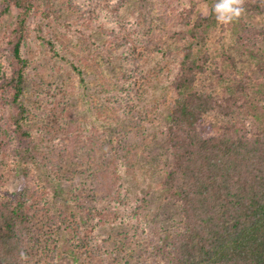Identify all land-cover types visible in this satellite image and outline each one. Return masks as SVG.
<instances>
[{"label":"trees","instance_id":"trees-1","mask_svg":"<svg viewBox=\"0 0 264 264\" xmlns=\"http://www.w3.org/2000/svg\"><path fill=\"white\" fill-rule=\"evenodd\" d=\"M41 1L0 0V162L21 174L0 202V264H32L36 258L39 264H92L94 256L103 264H264V130L253 133L245 121L234 120L209 135L207 123L213 112H247L259 77L227 76L230 94L200 87L211 58L200 45L216 22L213 11L195 17L196 0H160L158 8L153 0H125L137 4L143 18L139 35L117 29L124 25L118 15L128 11L119 0L106 2L115 13L103 0L71 12L63 0ZM262 5L245 0V13L257 15ZM12 12L15 20L6 26ZM94 15L101 23L87 31ZM108 25L112 48L100 51L98 36ZM263 35L243 23L237 40L254 55ZM60 36L69 38V47ZM152 36L159 37L153 49H141ZM87 53L122 74L93 70ZM224 57L237 66L234 57ZM153 60L158 67L150 75ZM259 72L264 75V63ZM67 83L92 105L90 119L75 116V106L72 115L57 116L53 96ZM140 84L151 98L171 96L169 118L155 133L165 154L164 198L180 211L171 228L148 221L145 194L124 180L128 135L115 131L113 141L103 132L105 139L87 133L112 123L118 98H128L129 88Z\"/></svg>","mask_w":264,"mask_h":264},{"label":"rangeland","instance_id":"rangeland-1","mask_svg":"<svg viewBox=\"0 0 264 264\" xmlns=\"http://www.w3.org/2000/svg\"><path fill=\"white\" fill-rule=\"evenodd\" d=\"M91 1L92 0H63L62 3L66 4L67 2V11L71 12L75 9H80L81 6H84L88 2L90 4ZM107 1L108 0H103L102 3L105 5ZM153 1L158 8L157 4L160 0ZM196 1L197 10L195 12V17L198 15L208 16L212 13V6L215 3V0ZM251 1L254 2L257 0ZM41 2L44 4V0ZM119 3L124 4L128 11L118 15L117 19L121 20L124 25L118 28L117 24V29L122 28L120 30L123 31L124 34L136 33L140 35L141 27L139 23L143 22V18L140 14L136 13L137 4L128 3L125 2V0H119ZM106 4L105 7L109 12H116V8H111L108 3ZM129 15L131 16L130 18ZM88 17L93 20H91L92 23H90L92 26L84 25L87 31H90L89 29H95L97 25L101 23L100 20L95 18V15L94 17ZM14 20L15 12H12V14L6 19V26L11 25ZM243 23L254 26L264 33V0L261 11L257 15H248L245 13L241 19L227 25H221L217 22L213 23L208 31L205 44L200 45L202 49H207L211 56L209 61V73L199 79L200 87L203 89L214 91L220 95L230 94V89L228 90L229 80H226L227 76L231 75L233 77L236 74L238 77H243L246 74H251V76L255 75V77H259V84L255 81L253 82L252 92L250 94V104L253 106H249L248 111L244 114L239 112H235L233 116H224L216 112L209 114L207 117V123L210 126V132H208L209 135L217 134L223 124L234 120L245 121L250 126L253 133L258 132V130H264V75L259 72V64L264 63V35L257 40V46L253 50L254 55L246 52L244 53L237 40L238 35L243 31ZM125 27H129L131 30H125ZM104 29L109 32L105 33ZM102 31V36H98V41L100 42L98 50L106 51L107 49L112 48L111 43L113 42V39L108 37L112 31V26H105ZM59 39L63 44L68 46L69 38L67 36H60ZM158 39V36H152L148 38V40H143L141 49H153V43ZM104 42L108 43L105 47L103 45ZM171 42L174 43V47H181L180 42L176 40ZM176 49L177 48H173L172 51H175ZM226 54L235 58V61L237 62L235 68L229 66V62L224 57ZM86 56L88 60L94 64L93 70L101 66L105 72H108L112 76L122 74L120 67L113 66L114 68L111 70L108 68V65L93 59L88 53ZM52 66L57 69L59 64L55 62ZM157 67V62L153 60L147 67L149 70L146 71L150 75H153L156 73L154 70H156ZM90 70L91 67L87 69L88 72ZM61 79H63V75H61ZM67 84L68 86L66 87V90L59 91L53 96L54 110L57 116H61L62 113L66 115L64 118L72 115L70 108L75 106V116L82 121L87 120L88 118L90 119L89 114L92 105L86 98H83V93V97L81 98L80 91L76 89L77 87L73 88L71 84ZM141 84L136 86L135 89L129 88L128 92L130 96L128 98H118L119 103L117 106L119 108L116 110L117 113L113 115L114 119L111 121L112 123L101 122L98 126L89 127L87 133H91V137L94 139H100L101 137L99 134L100 132H103L105 133V138L108 134L113 141L117 140L115 131H120L125 136L126 134L128 135L127 137L130 139V145L127 146V149H131V153L129 155L130 158H128L129 168L124 175V180L127 183L129 182L133 187L134 192L141 190L145 194L144 197L147 201L145 206L148 207V221H151L154 224L162 223L164 226L171 228L172 219L177 221L180 211L173 205V203L165 201L161 183L162 171L160 169V164L165 154L163 151L164 148H161V142L155 137V133L158 131L161 123L168 120L171 113V96L166 98L162 93L151 98L149 94L145 93L144 87L141 86ZM30 87L31 83H29L28 88ZM71 102H75V104L71 105ZM26 103L27 105H31L32 102L26 100ZM105 112L112 113L109 109H105ZM100 116L103 115L101 114ZM149 123L153 125H150ZM105 138L103 137L101 139ZM108 149L114 148L109 146ZM34 172L35 169L32 173ZM19 178H21V174L17 172L15 166L9 162H0V202L11 193L13 186H15L16 179ZM37 226L42 227L40 222H38ZM42 229L46 230L43 227ZM128 237L129 236H126V238ZM136 238H139V236L136 235ZM36 251H40V249L38 248ZM93 258L94 259H91L92 264H103L96 256ZM147 258L150 259V256ZM32 264H39L38 258L34 259Z\"/></svg>","mask_w":264,"mask_h":264},{"label":"clouds","instance_id":"clouds-1","mask_svg":"<svg viewBox=\"0 0 264 264\" xmlns=\"http://www.w3.org/2000/svg\"><path fill=\"white\" fill-rule=\"evenodd\" d=\"M212 11L218 24H231L241 19L245 14V0H215ZM20 258L27 260L23 251L20 252Z\"/></svg>","mask_w":264,"mask_h":264}]
</instances>
